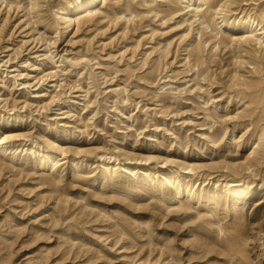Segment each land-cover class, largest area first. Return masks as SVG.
Masks as SVG:
<instances>
[{
	"label": "rangeland",
	"instance_id": "rangeland-1",
	"mask_svg": "<svg viewBox=\"0 0 264 264\" xmlns=\"http://www.w3.org/2000/svg\"><path fill=\"white\" fill-rule=\"evenodd\" d=\"M81 1L0 0V264H264V0Z\"/></svg>",
	"mask_w": 264,
	"mask_h": 264
},
{
	"label": "bare ground",
	"instance_id": "bare-ground-1",
	"mask_svg": "<svg viewBox=\"0 0 264 264\" xmlns=\"http://www.w3.org/2000/svg\"><path fill=\"white\" fill-rule=\"evenodd\" d=\"M104 0H91V1H81L72 11L74 13H78V12H81L84 8H86V6H93L95 4H97L98 2H103ZM206 3V2H205ZM206 5V4H205ZM209 7H213V4L212 3H208ZM198 9L199 8H196L195 10V17L198 16ZM209 9V8H208ZM206 12V11H205ZM204 12V13H205ZM207 14V13H206Z\"/></svg>",
	"mask_w": 264,
	"mask_h": 264
}]
</instances>
